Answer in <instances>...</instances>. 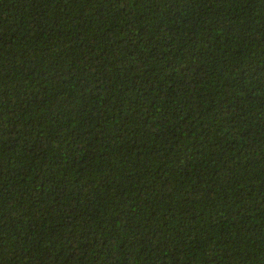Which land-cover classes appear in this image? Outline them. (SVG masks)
<instances>
[{"label":"trees","instance_id":"obj_1","mask_svg":"<svg viewBox=\"0 0 264 264\" xmlns=\"http://www.w3.org/2000/svg\"><path fill=\"white\" fill-rule=\"evenodd\" d=\"M0 264H264V0H0Z\"/></svg>","mask_w":264,"mask_h":264}]
</instances>
